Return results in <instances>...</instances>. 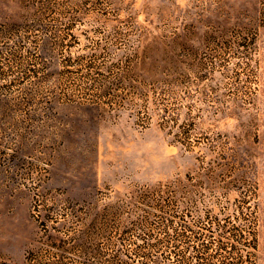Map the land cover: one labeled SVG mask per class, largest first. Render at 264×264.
Instances as JSON below:
<instances>
[{"label": "rangeland", "instance_id": "1", "mask_svg": "<svg viewBox=\"0 0 264 264\" xmlns=\"http://www.w3.org/2000/svg\"><path fill=\"white\" fill-rule=\"evenodd\" d=\"M0 264H264V0H0Z\"/></svg>", "mask_w": 264, "mask_h": 264}]
</instances>
